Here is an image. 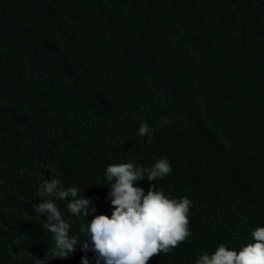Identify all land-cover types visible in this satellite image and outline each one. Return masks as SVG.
<instances>
[{"label": "clouds", "instance_id": "obj_1", "mask_svg": "<svg viewBox=\"0 0 264 264\" xmlns=\"http://www.w3.org/2000/svg\"><path fill=\"white\" fill-rule=\"evenodd\" d=\"M3 18L0 9V22ZM212 24L218 29L219 36L220 30L227 26L228 18L222 15L212 20ZM11 32L14 38H22L17 30ZM38 36L46 45L47 35L43 30ZM219 37L221 40L218 41L199 38L204 59L207 63H218L224 79L240 82L243 65L238 46ZM36 44L31 42L28 45L33 47ZM28 45L11 56L22 57L26 62ZM12 57L4 72L14 77V74L33 70L34 77L24 95L0 110L5 127L0 131V137L8 136V122L16 115L19 104L38 106L50 102L54 93L46 92V86L50 87V79L57 72L56 63L36 56L34 66L29 69L25 64L16 67ZM159 68L164 70L151 56L149 60L140 59L135 63L131 60L128 71L122 73L130 75L133 84L150 81L158 86L155 98L144 100L138 111L134 112L133 107L125 114L127 103L120 96L114 103L100 101L99 95L85 96L87 92L71 93L68 97L61 95L67 105L65 121L52 116L36 130L37 135L48 137L41 149L49 157L31 159V151L13 150L24 159L22 168L29 177L20 180L21 186L12 188H17L13 189L25 208L16 224L30 228L33 237L38 239L36 254L31 243L24 239L20 242L26 253L24 257L33 264H68L74 255L87 256L92 252L96 264H148L152 257L166 254L177 246L174 259L191 261L196 256L188 244V213L192 202L187 196L194 189L193 181L180 163H184V156L189 154L196 155L198 162L200 157L203 162V152L191 146L182 131H190L206 121L200 112L192 114L198 101L188 89H184L181 79L176 74L166 75ZM154 72L160 77L149 78ZM195 72L209 76L204 61L197 63ZM9 79L10 90H15L14 79ZM249 85L250 91L246 90V95L253 102V110L231 117L216 138L222 154V165L217 174L222 179L216 184L227 194L228 202L235 206L229 205L230 209L241 213L246 209V214H255L259 219L264 213L261 209L233 202L234 185L242 188L253 184L264 188V79ZM52 89L58 92L57 88ZM63 122L71 134L62 131L61 135L53 136L51 131L55 125ZM195 133L192 130L191 137ZM231 133L233 138H230ZM87 137L91 140L84 146L80 159L72 161L61 153L63 147L77 145L81 139L88 140ZM34 139L39 147L43 139L35 136ZM226 145L231 147L232 153H227ZM147 163L151 165L146 166ZM184 164L192 171L188 161ZM81 165L87 170L82 180ZM24 181L31 182V186ZM176 188H183L185 193L173 196L172 191ZM197 190L203 202L205 186ZM4 192L6 189L1 188L0 196ZM2 202L14 204L0 198V207ZM66 208L64 218L60 209ZM38 218L39 224L35 226ZM262 219L239 235L235 250L220 244L212 251L196 253L194 264H264ZM81 233L84 237L78 235ZM18 237L6 231L0 248L18 243ZM82 264H89L86 257H82Z\"/></svg>", "mask_w": 264, "mask_h": 264}, {"label": "trees", "instance_id": "obj_2", "mask_svg": "<svg viewBox=\"0 0 264 264\" xmlns=\"http://www.w3.org/2000/svg\"><path fill=\"white\" fill-rule=\"evenodd\" d=\"M0 9L4 17L0 22V110L24 95L34 77L33 70L14 74V77L4 72L14 51L37 42L33 47L27 46L26 62L22 57H12L15 66L25 64L31 69L36 56L57 64V72L49 82L51 88L46 86V92H54L52 100L38 106L19 104L16 115L8 122V136L0 137V189H6L0 198L14 203L5 205L2 202L0 207V241L6 231L22 237H18V243L0 248V264H33L24 257L26 253L20 243L23 239L34 246L35 254L38 252V239L33 237L31 229L16 224L25 208L12 186H21L20 180L29 177L22 168L24 159L13 150L31 151V159L49 157L41 149L48 137L37 135L36 130L52 116L65 121L67 105L61 95L68 97L71 93L87 92L85 96L99 95L100 101L114 103L120 96L127 103L125 114L133 107L134 112L138 111L144 100L155 98L158 86L150 81L133 84L132 77L122 73L128 71L131 60L135 63L140 59L149 60L151 56L164 68H159L162 72L169 76L176 74L181 79L184 89L198 101L192 114L200 112L206 122L190 131H182L184 139L203 152V162L200 157L198 162L193 154L184 156L183 162L188 161L192 171L180 163L193 181L194 189L187 196L192 202L188 213V244L196 256L191 261L174 259L177 246L166 254L152 257L148 264H194L196 253L212 251L220 244L235 250L239 235L246 227L251 229L257 225L264 213L257 219L255 214H246V209L241 213L229 208V205L235 206L228 202L229 197L216 184L222 179L217 177L222 154L216 138L231 117L253 110V102L247 98L246 90L250 91L249 84L264 79V0H0ZM222 15L228 18V24L220 30L219 36L238 46L243 65L240 82L224 79L218 63H207L199 43V38L221 40L212 20ZM11 30H17L22 38H14ZM41 30L47 35L46 45L38 36ZM202 61L209 76L195 72L197 63ZM9 77L14 79L15 90H10ZM159 77L154 72L149 78ZM52 88H57L58 92ZM4 128V119L0 115V131ZM192 130L196 133L191 137ZM62 131L71 134L64 122L56 124L51 134L59 136ZM34 136L43 139L39 147ZM233 136L231 133L230 138ZM87 138L79 140L77 145L63 147L61 153L72 161L80 159L84 146L91 140ZM226 151L232 153L229 145H226ZM11 166L20 169L14 170ZM80 169L82 180L87 170L82 165ZM24 182L31 186V182ZM204 186L202 202L197 188ZM234 189L233 202L264 212V188L248 184L242 188L234 185ZM184 193L183 188L172 191L173 196ZM60 211L66 213L67 208ZM38 224L39 218L35 226ZM261 224H264V218ZM78 235L84 237V233ZM82 257H86L89 264H96L94 252L87 256L74 255L67 263L82 264Z\"/></svg>", "mask_w": 264, "mask_h": 264}]
</instances>
